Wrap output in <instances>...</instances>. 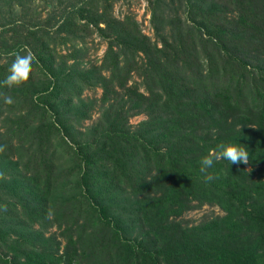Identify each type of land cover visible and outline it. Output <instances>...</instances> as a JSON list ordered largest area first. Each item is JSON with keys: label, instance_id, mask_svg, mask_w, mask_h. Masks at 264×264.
Returning <instances> with one entry per match:
<instances>
[{"label": "trees", "instance_id": "obj_1", "mask_svg": "<svg viewBox=\"0 0 264 264\" xmlns=\"http://www.w3.org/2000/svg\"><path fill=\"white\" fill-rule=\"evenodd\" d=\"M113 4L0 0V81L35 56L0 84V264H264V0H149L154 39ZM94 32L107 50L87 66ZM220 143L250 163L215 160L206 182ZM203 204L224 213L180 219Z\"/></svg>", "mask_w": 264, "mask_h": 264}, {"label": "rangeland", "instance_id": "obj_2", "mask_svg": "<svg viewBox=\"0 0 264 264\" xmlns=\"http://www.w3.org/2000/svg\"><path fill=\"white\" fill-rule=\"evenodd\" d=\"M114 2V14L120 18H123L126 14H130L135 17L139 22L141 29L144 33L149 35L154 39V27L151 22V13L149 10V0H113ZM42 9V8H41ZM46 15V10L43 11ZM79 46H82L84 49L81 52V60L87 66L91 64L100 65L102 59L107 50V41L99 36L96 32L92 33L90 36H87L84 43H79ZM64 48V47H63ZM134 79H137L139 82L141 78L138 75H134ZM144 90V88H141ZM102 94V88L97 86L96 88L86 89L82 97L89 100L91 104V116L90 118L83 120L77 124V128L82 132L86 131L92 123H94L101 115L102 107L100 104V97ZM145 114H137L130 118V124L137 125L141 120L145 119ZM60 164H66V161L60 160ZM224 211L217 205L203 204L195 206L185 212L180 219L185 222V224L191 226L198 224L207 217H213L216 215H222ZM53 218V215H51ZM39 225L35 224V227L38 228ZM43 228V227H42ZM63 228H58L57 224L54 223L49 225L45 230L44 234L50 236L55 234L58 239L65 242V238L62 235Z\"/></svg>", "mask_w": 264, "mask_h": 264}, {"label": "clouds", "instance_id": "obj_3", "mask_svg": "<svg viewBox=\"0 0 264 264\" xmlns=\"http://www.w3.org/2000/svg\"><path fill=\"white\" fill-rule=\"evenodd\" d=\"M35 60L34 54L27 50L26 54H16L13 62L9 67V74L0 84L9 88L20 86L27 82L32 73V66ZM5 103H12V98L6 96ZM215 160H227L230 164H249V152L246 146L236 143H220L213 155L205 156L201 161L200 171L205 173L204 179L206 182L211 181L213 176L207 174V170L211 168Z\"/></svg>", "mask_w": 264, "mask_h": 264}]
</instances>
